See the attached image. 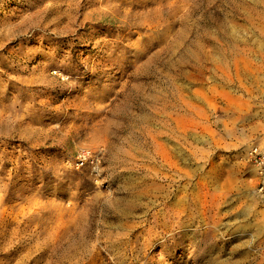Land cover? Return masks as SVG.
I'll use <instances>...</instances> for the list:
<instances>
[{
    "label": "rangeland",
    "instance_id": "1",
    "mask_svg": "<svg viewBox=\"0 0 264 264\" xmlns=\"http://www.w3.org/2000/svg\"><path fill=\"white\" fill-rule=\"evenodd\" d=\"M55 1L0 0V35H13L0 41V178L11 183L0 264H264V192L249 157L264 148V0H116L139 13L133 28L90 22L83 14L95 6H81L58 34L25 33L40 9L50 21ZM157 9L155 26L147 15ZM80 33L96 34L99 47ZM49 37L63 44L58 52ZM21 41L26 49L8 52ZM174 104L166 142L180 172L154 180L143 167L151 134L170 135L163 112ZM96 149L100 177L79 159ZM195 188L207 226L184 218ZM22 205L33 210L17 224ZM8 206L15 212L3 214Z\"/></svg>",
    "mask_w": 264,
    "mask_h": 264
},
{
    "label": "bare ground",
    "instance_id": "2",
    "mask_svg": "<svg viewBox=\"0 0 264 264\" xmlns=\"http://www.w3.org/2000/svg\"><path fill=\"white\" fill-rule=\"evenodd\" d=\"M65 2V6L62 7V3ZM83 1H85V3H83ZM57 0L55 1V8L54 10L51 11V13H53L51 16H49L50 21L47 19V15L45 14V9L43 11H41L42 9L36 11L31 17L35 16L36 19H34L30 25H28V27L22 28L23 31H25V33H32V35L34 36L35 34L39 33L40 30H48L51 29V32L53 34H58L61 31L57 28L59 25L60 26H65V22L67 21V25H69L71 22H74L77 17H76V13L78 12L79 7H84L86 9H88V6H95L94 9L90 10L89 13H85L83 14V16H85L86 18H90L89 21L92 22L94 17L93 15H97L98 18L100 19H107V18H113L114 20L116 19L118 23L123 24L124 26V30L125 29H129V28H133L137 23L136 21H134L133 19L136 18V16L139 15L138 12H136L134 10V8L131 7H127L126 9L124 8L123 4H121L120 1H116V0ZM119 3V4H117ZM160 11H154L151 12L149 15H157L156 13H159ZM11 16H15L19 18V15L17 14V11L14 10L13 12H11ZM92 16V17H91ZM127 19L128 20L126 26L124 24V22H126ZM147 21H149L150 23L155 25V22L157 23L159 21L158 19V15L154 21L153 18L151 19H147ZM86 21H83V23H85ZM57 26V27H56ZM156 26V25H155ZM123 32V31H122ZM79 35V34H78ZM81 38L83 39H89V40H85V41H89L87 45L91 46L93 45L94 48H98V43L100 42V40L97 39L96 34H84V33H80ZM90 36V38H89ZM13 35L10 33H6V34H1L0 35V41L2 43L6 42V41H11L13 40ZM47 38V37H46ZM95 40V42H94ZM33 38H29V42H32ZM48 44H49V48L52 50L53 53H56L59 51V48L63 45L61 42H57L52 38H48ZM16 47L18 48L17 50L12 49V50H7L9 53L13 54L18 52L19 50H24L27 47L24 46L23 42H19L18 45H16ZM30 52H32V50H29ZM36 56L34 58H38V57H43V52L39 51L37 54H35ZM76 56L74 54H72L70 56V60H75ZM9 68H13V67H9ZM73 68H75V66H73ZM25 68H20L19 70H17V73L21 74L25 71ZM42 71L45 73L48 72V69H46V67L42 68ZM54 73L58 74L56 71H54ZM61 76H63V74H61ZM66 78V77H64ZM27 81H29L28 79L24 78V79H19V82L22 83H26ZM0 85H2L3 87H7L8 83L7 81L2 80L1 75H0ZM20 92V90H12V94H16ZM3 96L1 97L0 102L3 103L5 100H7L8 96H7V90H3ZM10 100V99H9ZM3 110V109H2ZM163 115L165 117V128L168 130V132L170 133L169 136L163 138L162 135H164V132L162 131H156L154 132V134H151V143L154 145V151L152 153H150L149 155V161L148 163H145L143 167H145V169L150 170L151 172H153V178L154 180H156V178H163L166 179L168 178V174L167 177L165 176V174L163 173V170L166 168L167 171H172V172H180V165L179 163L175 162V155L174 152L172 150V148H170V146L167 144L166 141H172L173 139H175V104L171 106V110L169 111H164ZM164 139V141H163ZM99 153H102L101 149H96V150H83L80 154L79 159L82 160V164L81 166H84L86 164V162H91L92 167L94 168V171L96 172V177H100L103 173V169L101 168V158L99 157ZM74 163L70 161H68L67 163V167L68 166H72ZM80 167H78L77 169H79ZM183 170V169H182ZM1 177V174H0ZM7 180V178H5ZM152 187H154V189L160 188V184H156L155 182L151 184ZM11 187V183L10 182H5L4 179L0 178V206H5L7 204V200H5V195H3L5 192H8L9 188ZM163 191V190H162ZM178 192L183 194L182 200L184 198L187 197V193L188 192V187L187 185H183L182 188H178ZM163 193H165L163 191ZM171 194L174 193V197H173V201L175 200L176 194L175 192H170ZM170 193L167 194L166 196L163 195V199H167L170 200ZM190 196L192 197V201L187 205L189 207H192L193 205L196 207L195 209H190V211L188 212V214L184 217L187 220H192L193 218H195V214H198V219L195 218L192 224H194L195 222H197V224H203L204 226H207V223H210L208 221V211H207V207H206V196H204L201 191L200 188H195L193 191L190 192ZM166 201V202H167ZM165 202L164 207H167V203ZM169 203V202H168ZM175 202H173L174 204ZM181 203V202H180ZM205 203V204H204ZM182 204V203H181ZM204 205V207H203ZM178 207H181L178 204ZM33 210V206L32 205H28L27 207H24V205L20 206V208L18 209L17 215L14 218L15 222L17 224H21L22 221L20 220L21 216H24L25 213L31 212ZM197 210V212H196ZM11 212L12 207L8 206V208H4L3 210V214L7 213V212ZM181 211H185V210H180L179 213H181ZM15 212V211H13ZM11 219V217H10ZM180 220H183V218H181ZM161 222L162 225H165L166 227L167 225V221H163L160 218L157 217V222ZM218 223H215L213 226L217 227ZM206 232H208V229H206L205 231L202 232V234H205ZM195 234H197V232H195ZM60 233H57V236L55 238V242L54 245L57 247H61L63 248L64 243L61 240V238L59 237ZM157 239V237H156ZM155 240V238L153 239Z\"/></svg>",
    "mask_w": 264,
    "mask_h": 264
},
{
    "label": "built area",
    "instance_id": "3",
    "mask_svg": "<svg viewBox=\"0 0 264 264\" xmlns=\"http://www.w3.org/2000/svg\"><path fill=\"white\" fill-rule=\"evenodd\" d=\"M250 160L257 173L259 192H264V148L255 146L249 152Z\"/></svg>",
    "mask_w": 264,
    "mask_h": 264
}]
</instances>
